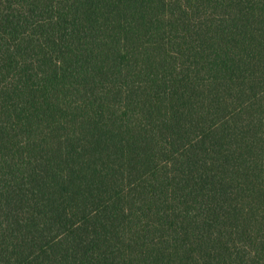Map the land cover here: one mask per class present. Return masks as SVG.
Returning <instances> with one entry per match:
<instances>
[{
    "label": "trees",
    "instance_id": "trees-1",
    "mask_svg": "<svg viewBox=\"0 0 264 264\" xmlns=\"http://www.w3.org/2000/svg\"><path fill=\"white\" fill-rule=\"evenodd\" d=\"M0 264H264V0H0Z\"/></svg>",
    "mask_w": 264,
    "mask_h": 264
}]
</instances>
